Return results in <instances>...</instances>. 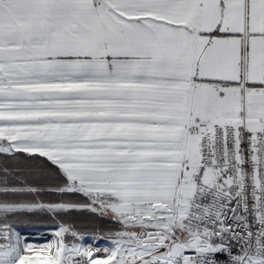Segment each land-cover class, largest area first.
<instances>
[{"label":"snow or ice","instance_id":"1","mask_svg":"<svg viewBox=\"0 0 264 264\" xmlns=\"http://www.w3.org/2000/svg\"><path fill=\"white\" fill-rule=\"evenodd\" d=\"M0 264H264V0H0Z\"/></svg>","mask_w":264,"mask_h":264}]
</instances>
